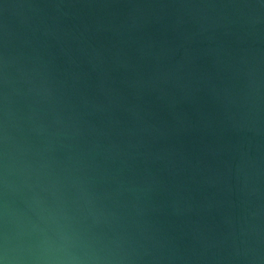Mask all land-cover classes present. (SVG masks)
<instances>
[{"label": "water", "instance_id": "obj_1", "mask_svg": "<svg viewBox=\"0 0 264 264\" xmlns=\"http://www.w3.org/2000/svg\"><path fill=\"white\" fill-rule=\"evenodd\" d=\"M256 3L0 0V234L11 255L264 264Z\"/></svg>", "mask_w": 264, "mask_h": 264}, {"label": "clouds", "instance_id": "obj_2", "mask_svg": "<svg viewBox=\"0 0 264 264\" xmlns=\"http://www.w3.org/2000/svg\"><path fill=\"white\" fill-rule=\"evenodd\" d=\"M248 6L264 8V0H257L255 5ZM11 252L7 234H0V264H24L22 257L11 255ZM92 259H100V257H93Z\"/></svg>", "mask_w": 264, "mask_h": 264}]
</instances>
